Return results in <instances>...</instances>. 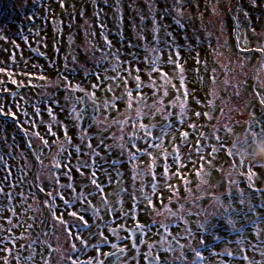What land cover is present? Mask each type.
Here are the masks:
<instances>
[{
  "label": "rangeland",
  "instance_id": "obj_1",
  "mask_svg": "<svg viewBox=\"0 0 264 264\" xmlns=\"http://www.w3.org/2000/svg\"><path fill=\"white\" fill-rule=\"evenodd\" d=\"M36 2L31 12L35 21L26 25L18 20L0 32V106L6 114L0 115V264H65L62 257L71 255L69 250L65 254L57 251L52 259L43 243L46 240L52 245L42 234L49 224L43 214L41 221L38 217L40 196L32 187L37 184L32 156L41 164L39 168L53 170L52 175L60 178L63 192H70L73 186L92 194L88 198L95 204L97 220L81 236L93 245L85 264H100L113 244L128 250L124 264H150L146 253L157 258L154 264H264V163L252 159L256 141L264 139V133H252L264 128V53L259 50L264 49V0H173L178 15L189 20L187 25L196 27L194 23L202 19L197 22L199 31L175 28L171 16L161 8L146 13L141 0L135 4L142 27L129 24L124 0H119L118 8L116 0H98L102 9L98 16L92 3L87 6L75 1L61 6V0ZM90 19L95 21L92 29ZM99 40L115 45L103 58L93 56L100 49L94 41ZM170 55L184 68L189 109L184 119L196 128L178 122L179 107H170L167 120L161 114L141 118L140 123L155 125L152 136L162 138L166 152L179 147L182 156L191 157L184 167H172L164 182L159 174L163 164L171 161L163 159V152L152 150L160 158L155 167L158 188L149 205L141 199L139 189L143 184L144 192H150L153 177L137 176L129 162V155L147 148V142L143 131L133 127L139 102L131 110L127 108L124 94L135 83L124 69L134 74L140 69L141 80L147 82L146 61L159 56L161 70L172 74ZM90 65L98 66L90 71ZM152 75L159 82L160 73ZM116 76L129 82L117 81L119 87L110 92L108 87L114 85L105 77ZM13 79L24 86L13 84ZM62 80L67 83L65 89L47 95ZM172 84L180 89L179 79ZM77 86L82 90H73ZM83 93L98 101L100 112L88 129L80 131L77 111ZM143 93L149 97L147 103L153 104L152 90L145 87ZM176 97L177 92L170 89L167 97H160L161 107ZM196 112L201 115L197 117ZM9 113L16 116L13 122L5 121ZM166 124L172 127L166 129ZM49 125L55 136L49 133ZM36 132L48 140V147ZM183 132L189 133L191 142L186 146L181 145ZM134 135L140 139L129 141ZM120 143L125 145L119 147ZM213 148L218 149L215 154ZM79 154L90 157L91 166L82 167L90 170L76 176L75 182L70 173ZM57 161L59 169L54 167ZM136 166L148 170L149 156H142ZM93 179L103 187L107 206ZM63 181L66 187L60 183ZM137 224L144 226V237L140 246L133 247L130 231ZM54 228L57 240L73 237L65 223L57 221ZM171 238L183 242V247L168 251Z\"/></svg>",
  "mask_w": 264,
  "mask_h": 264
},
{
  "label": "snow or ice",
  "instance_id": "obj_2",
  "mask_svg": "<svg viewBox=\"0 0 264 264\" xmlns=\"http://www.w3.org/2000/svg\"><path fill=\"white\" fill-rule=\"evenodd\" d=\"M106 2V0H105ZM61 6H63L62 4V0H61ZM116 7H119V0H116ZM99 14V13H98ZM177 23H179V21H177ZM2 38V37H0ZM108 46L111 47L110 42H107ZM241 51L245 50L243 48L240 49ZM262 53H264V49H259ZM153 52L158 51V49L153 48L152 49ZM199 62V61H198ZM119 63V62H118ZM146 63L148 64V76H149V80L147 82H144L141 80V77L139 76V71L140 69H135V74L133 73V70H128V69H124L125 71H128V76L132 78V80L135 83V87L134 88H129L127 89L126 93L124 94L127 98V108L129 110H131L133 108V104L135 102H139V107H137V112L138 115L136 117V124L133 125V127H139L140 130L143 131L144 133V138L146 139L147 142V148L145 149H137V151L135 153H131L129 155V162H131L134 165V169L136 171V175L137 176H143V175H152L153 177V181L150 182V188L151 191L150 192H144V185L141 184L139 191L141 192V199L142 200H146L148 201L149 205H151L152 203V196L156 194L157 192V188H158V184L155 182L156 181V177L157 174L155 173V167H156V161L157 159H159L160 157H158L155 153H153V149L156 150V152H163V159L164 160H170L171 163H165L163 164V169L164 171L162 173L159 174L160 176V180L166 182L169 177L167 175V173L170 171V169L172 167H177V168H182L185 166V162L186 161H190L191 157L187 154L185 155H181L180 151H179V147H176L173 149L172 153H168L165 150V145L162 142V138L160 137H153L152 136V128L155 127V125H149V124H143L140 123L141 118H151L153 117L154 114H161L163 116L164 119H168L171 116V113L166 111V108L168 107H179L180 109V117L181 119L178 121L181 125H187L190 128L195 129L196 125L194 124H187L186 119H184V117L186 116V114L188 113L189 109L187 106V89L184 86V68L183 66L179 63V60H173L171 55L169 56L168 59V63L174 65V70L172 74H168L165 73L161 70V60L159 58V56H156L154 59L151 60H147ZM178 69V71H176ZM113 70H117L116 66H114ZM0 71H2V69H0ZM154 72H159L160 76H159V82L156 78L153 77L152 73ZM11 75V74H9ZM39 79H45V77L40 76L38 77ZM174 79H179L180 80V89H177L175 87L174 84H172V80ZM105 80L108 81H112L114 86H110L108 87V91L110 92H114L116 87H119V83H116L117 81L123 80V83L125 85L128 84V79H124L121 76H116V77H105ZM13 84H17L18 87H23L24 85L22 83H17L16 80H12L11 81ZM93 88L98 87V85L93 84L92 85ZM147 87L150 88L152 90L153 96L155 97L153 104H148L147 100L149 99L148 95L143 93V89ZM173 89L177 92V97L176 99L169 105H165L164 108L161 107L162 101L160 100V97H167L169 95V90ZM181 89H183L184 91L181 93ZM73 90H82V89H78V86L76 89ZM136 93V96L133 95V93ZM14 95H19V93H15ZM22 98V97H21ZM262 103H264V101H262ZM112 107H115V105H112ZM19 108V106H18ZM145 109H147V111H145ZM37 114H39V109L37 108ZM4 114V110L3 107L0 106V115ZM10 115H12V118L15 119L16 116L14 113H9ZM49 114L51 115V112H49ZM24 115H27L26 112H24ZM195 115L197 117H199L201 115V113L196 112ZM205 116H208L210 118L209 114H204ZM54 119V117H53ZM35 126V125H34ZM166 129L167 128H171L172 125L170 124H166L164 126ZM49 133L53 136H55V133H53L51 131V125H49ZM253 135H259L261 133H264V128L261 129V131H252ZM37 137H39L42 140V143L45 147H48V140L44 139L43 137L40 136V134L38 132L34 133ZM170 136V138L174 139V136H172L171 133H166ZM189 136L188 132H183L181 135V145L182 146H186L189 143H191L187 138ZM65 139L68 141L69 144H71V138L67 136V134L65 133ZM135 139H140L139 136L134 135L132 137L129 138V141L135 140ZM88 147L91 149V144L88 145ZM133 148H136V144L133 143L132 144ZM64 149H62L63 151ZM76 151L79 152L80 149L76 148ZM218 151V149L213 148L212 152L213 154H215ZM197 152H200L202 155V151L201 149H197ZM93 153H95V150H93ZM144 155H148L149 156V162H150V168L148 170H145L142 167L136 166V162L139 161L141 159L142 156ZM229 155H231L229 153ZM2 159V158H0ZM193 163L195 161H192ZM116 162H113V166L115 167ZM54 167L59 169L61 167V164L59 161H57L54 164ZM255 166H249V168H253ZM120 171L119 169H117V175H120ZM93 177H95V173L92 174ZM175 175L179 176L180 173L176 172ZM92 183L96 186V189L98 190V194L101 197V200L104 202L105 206H107V200H106V196L104 195V189L103 187L98 184L96 182L95 179L92 180ZM41 191H43V189H41ZM50 195V194H49ZM82 198L87 201V195H92V194H81ZM61 199H63V197H61ZM65 203L67 204V201H65ZM95 211V210H94ZM70 215L74 216V217H78L79 219L83 220V216L80 215L78 216V214L76 212H71L69 213ZM56 219L59 220L60 223H66L62 217H54ZM133 219H135V217H133ZM9 223H11V221H9ZM113 233L115 234V229L113 230ZM137 234H139V239H143L144 237V226L137 224L136 228L132 231L131 235L136 236ZM79 238V237H77ZM75 247V246H73ZM113 248H116L117 245L113 244L112 245ZM133 247H138V243L136 240L133 241ZM151 250V249H150ZM119 251L121 253H123L125 251V249L123 247H121L119 249ZM148 253L145 254L146 257H148ZM151 259H155V257H151ZM73 264H76V261H73ZM89 264H91V262H89Z\"/></svg>",
  "mask_w": 264,
  "mask_h": 264
},
{
  "label": "flooded vegetation",
  "instance_id": "obj_3",
  "mask_svg": "<svg viewBox=\"0 0 264 264\" xmlns=\"http://www.w3.org/2000/svg\"><path fill=\"white\" fill-rule=\"evenodd\" d=\"M82 97H83V95H82ZM81 106H82V101H81ZM99 108H100V106H99ZM88 128H86V129H88ZM123 139L126 141L127 137L126 138L123 137ZM122 144L125 145V143H120L119 147H121ZM26 146H27L28 150L31 151V148H30L31 146L27 143H26ZM31 154H32V151H31ZM84 155H86V154H79L78 157L75 158V160H76L75 167H74V169L71 170V173H70V176L72 177L71 178L72 181L76 182L78 180L76 176H79L82 173H83V175H86L88 170H90V169H88V167H86L84 170H82V167H84V166H91V164L89 163L90 157L87 158ZM32 158L35 161L34 162V169L32 168L33 169V175L34 176L36 175V177H37V184L33 185L32 187H34V186L36 187L35 191H37L39 196H40L39 203L36 205V207L38 208V217L40 218L39 220L41 221V219L43 217L42 214H43L44 215V221L47 222V224H49V230H46V228H44L42 231L43 237L44 238L47 237V239H49L52 242V245H50V243L48 244L46 242V240H44V242H43L45 244V247L48 250L50 249V252H49L50 256L49 257L53 259L55 254L57 255V251L63 252V254H65L64 251L69 250L71 255L69 257H66V256L62 257V260L65 262V264H68V263H66V261H72L73 257H74L73 261H76V264H85L86 263L85 260L89 257L88 252L93 247V245H92V242L90 239H87V238L81 237V236H86L87 230L89 228L88 226L93 221L97 220L93 216L94 213L97 212V209L94 206L95 204L88 198V195H87L88 193L82 189H77L76 187L74 188L72 186L71 187L72 190L70 192H68V193L63 192L59 183H58L60 178L57 177L56 174L52 175L53 170L46 169V168H42V169L39 168V166L41 164L38 165L37 158H35L34 156H32ZM80 165H82V166H80ZM38 168H39V170H38ZM37 170L39 173L37 172ZM67 180H69V179H67ZM39 181L42 182L40 185H38ZM60 183H62L64 187L67 186L66 182H64V181L60 182ZM41 189H43V191H41ZM81 194L87 195V201H85L82 198ZM61 197H63V199H61ZM65 201H67V204L65 203ZM11 209H13V208H11ZM71 212H76L78 214V216L82 215L83 220L79 219L78 217H74V216L70 215L69 213H71ZM54 217H62L63 220L66 222L65 224H67L71 227L70 233L73 236L71 239L64 238L63 240H57L55 238V235L58 234V231L56 228H54V224L59 220L54 218ZM132 231H130V238H131ZM75 236H76V239L73 240L75 238ZM77 237H79V238H77ZM171 239H173V238H171ZM171 239H169V241ZM131 241H132V239H131ZM132 244H133V242H132ZM73 246H75V247H73ZM121 247H123L125 249L124 254L122 257L117 258L113 264H124L126 255L128 253V250L125 248V246L110 248L107 252H105L104 257L106 255H110V254H113V253L119 251V249ZM53 253H55V254L53 255ZM148 256H152V255H148ZM50 258H49V261H50ZM103 258L101 259L100 264H102ZM145 259H146V257H145ZM154 260L156 262L157 258L155 257ZM154 263H151V264H154ZM70 264H73V263H70ZM133 264H136V261H134Z\"/></svg>",
  "mask_w": 264,
  "mask_h": 264
},
{
  "label": "trees",
  "instance_id": "obj_4",
  "mask_svg": "<svg viewBox=\"0 0 264 264\" xmlns=\"http://www.w3.org/2000/svg\"><path fill=\"white\" fill-rule=\"evenodd\" d=\"M78 1L80 3H82L81 5H87L89 6L90 3L95 5V9L93 11H95L94 15H99L101 12V6L97 5L98 4V0H62V4H68L71 2H75ZM128 10L126 11L127 14H129V16L132 18H128L129 24L130 25H137L139 27H142L139 23H138V18L140 17L139 15V11H137V6H136V2L137 0H124ZM24 2V3H22ZM33 3V4H29V3ZM37 4L36 0H0V32L4 31V30H8L7 25L10 24H14L16 21H20L23 20V24H28L29 20L35 21L34 18L31 15V12H34L35 7H33V5ZM41 4V3H40ZM141 4L144 5L146 13L154 12L155 10L158 8H161L163 11H166L171 17V23L175 25V28L179 29V30H186L188 27L191 28V30H197L199 31V26L197 24L198 21L202 20L199 19L196 23H194L196 25V27H193L192 24L187 25L189 23V20H184L180 15H178V13L176 12V9H174L173 7V0H161L160 4L161 7L158 6V4L154 3L153 0H141ZM133 7V9L131 10L130 7ZM41 7V6H40ZM80 8V7H79ZM87 8V7H84ZM136 11H135V10ZM79 10V9H77ZM29 11V13H28ZM62 11V10H60ZM59 11V12H60ZM99 13V14H98ZM30 14V15H28ZM133 14V15H132ZM137 18V20H136ZM177 21H179V23H177ZM95 21L92 22V19L89 20L88 23V27H90V29H92L95 26ZM101 28V27H100ZM13 29V28H12ZM202 37H204L202 35ZM98 41H94V43H96V47H100V49H96L97 51H95L93 53V56H95L96 58L101 57L103 58L106 53L110 48L113 49L115 48V45L112 44L109 40H107V42H110L111 47L108 46V43H106V40L104 42H102L101 40ZM107 56V55H106ZM98 65H90V71H95L96 67ZM58 83H62V84H57L53 87H51L50 92L47 93L48 94H52L55 89H65V85H67L66 82H64L63 80L58 82ZM46 91V89H44L42 92H40V94L44 93ZM3 115H6L5 113ZM4 121V120H3ZM5 121H12L13 122V118L11 115H9V117L7 119H5ZM3 123V122H2ZM24 133V134H23ZM21 135H25V132H22ZM20 135V137H21ZM1 169V168H0ZM1 171L3 172V169H1Z\"/></svg>",
  "mask_w": 264,
  "mask_h": 264
},
{
  "label": "water",
  "instance_id": "obj_5",
  "mask_svg": "<svg viewBox=\"0 0 264 264\" xmlns=\"http://www.w3.org/2000/svg\"><path fill=\"white\" fill-rule=\"evenodd\" d=\"M169 105V104H167ZM170 109V107L166 108V111H168ZM100 108H99V104L96 100L90 98L88 96L87 93L83 94L82 97V106L81 108L78 110V114L80 115V121L78 123V129L79 130H84L88 127H90L92 125V123L94 122V120L96 119L97 115L99 114ZM124 137L126 138L127 135L126 133L124 134ZM36 166V165H35ZM131 239L132 242L134 240L137 241L138 246H140L141 243V239H139V234H137L136 236L131 235ZM183 247V242L179 241L176 238H173L169 241V245L167 247L168 251H176L179 250ZM124 254L121 253L120 251H117L113 254L110 255H106L103 260H102V264H113L117 258L122 257ZM152 256H148L146 257V262L147 263H154L155 260L151 259Z\"/></svg>",
  "mask_w": 264,
  "mask_h": 264
},
{
  "label": "clouds",
  "instance_id": "obj_6",
  "mask_svg": "<svg viewBox=\"0 0 264 264\" xmlns=\"http://www.w3.org/2000/svg\"><path fill=\"white\" fill-rule=\"evenodd\" d=\"M245 158L247 159V157ZM252 159L258 163H264V139H258L256 141Z\"/></svg>",
  "mask_w": 264,
  "mask_h": 264
}]
</instances>
